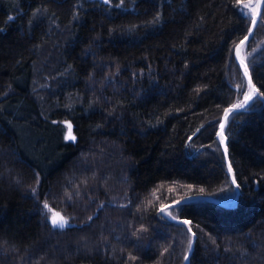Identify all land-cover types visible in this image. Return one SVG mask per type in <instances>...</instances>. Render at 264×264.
Returning a JSON list of instances; mask_svg holds the SVG:
<instances>
[{
	"label": "trees",
	"instance_id": "trees-1",
	"mask_svg": "<svg viewBox=\"0 0 264 264\" xmlns=\"http://www.w3.org/2000/svg\"><path fill=\"white\" fill-rule=\"evenodd\" d=\"M254 1L0 0V264H264Z\"/></svg>",
	"mask_w": 264,
	"mask_h": 264
},
{
	"label": "water",
	"instance_id": "water-1",
	"mask_svg": "<svg viewBox=\"0 0 264 264\" xmlns=\"http://www.w3.org/2000/svg\"><path fill=\"white\" fill-rule=\"evenodd\" d=\"M263 9H264V0H259V1H258V8H257L256 16H255V19H254L256 22L252 24V28H251V30H250L248 36H247V39H244V40H243V43H240V44L237 46V48H236V57H237V60H238V62L242 65L245 74H246V69H245L246 63H245V61H244V58L242 59V57H243V54H241V53H242V49H243L244 44H245V43H246V42L252 37V35L254 34L255 29H256V26H257V24H258V22H259V20H260V18H261V16H262ZM241 56H242V57H241ZM246 67H247V66H246ZM246 76H247L248 80H251L250 85H251V87H252V89H253V92H254V89L256 90L255 94L253 95V98H254V97L259 93V91H258L257 87L254 85L253 80H252V78H251V76H250V74H249V70H248V69H247V74H246ZM253 98H252L251 100L248 101V103H247L246 106H248V105L251 103V101L253 100ZM246 106H245V107H246ZM245 107H244V108H245ZM242 109H243V108H242ZM233 110H236V109H233ZM238 110H240V109H238ZM228 114H229V113H227V116H228ZM226 119H227V117H226V115H225L224 118H223V122H222V124H224V126H225ZM69 123H70L71 126H72V129H71V131H72V135H73V136H76L75 133H74V126H73V123H72L71 121L67 120V121H66V125L69 124ZM67 132H68V129H67ZM221 132H222V130H221ZM70 141H74V140H70ZM223 148H224V152H225V148L227 149V152H225V154H226V156H227L228 162L230 163V159H229V155H228V148H227V137H226V135H225V133H224V129H223ZM186 200H187V199H184V200H182V201H179V203L185 202ZM179 203H178V204H179ZM175 204H177V203H175ZM171 218L173 219V217H171ZM183 222H184V220H183ZM189 229L192 231L191 227H189ZM187 264H189V256H188V258H187Z\"/></svg>",
	"mask_w": 264,
	"mask_h": 264
},
{
	"label": "snow or ice",
	"instance_id": "snow-or-ice-1",
	"mask_svg": "<svg viewBox=\"0 0 264 264\" xmlns=\"http://www.w3.org/2000/svg\"><path fill=\"white\" fill-rule=\"evenodd\" d=\"M11 19H13V18L12 17H9V20H11ZM255 22L256 21L253 20V23H255ZM245 39H247V37H245ZM241 43H243V41H241ZM245 69H246V74H247V67L246 66H245ZM249 83H251V80H249ZM255 92H256V90L254 89V92L253 93H250V94H248V95L245 96V99H244V101L242 103L235 104V105L232 106V109L226 110V117H227V113L230 112V111H232L233 109L238 110V109L244 108L247 105L248 101L253 98V95L255 94ZM259 95L260 96H264V93H259ZM220 128L222 130V132L220 133V135H221V142H223V129H224V124H221L220 125ZM67 129H68V132H67V135H66L65 138L66 139H69V140H75L76 137L72 135V131H71L72 126H71L70 123L67 124ZM225 152H227V149L226 148H225ZM231 170H232V167H231V164H229V171H231ZM233 182L235 183V180H233ZM37 183H38V181H37ZM237 187H239L238 184H237ZM32 191L35 192V189H32ZM201 191H203V189H201ZM174 203H177L178 204L179 202H174ZM44 207L47 208L48 205L45 204ZM167 207H170V206H167L166 205L165 208H162L161 209V211H164ZM173 219H175V217H173ZM67 222H68L67 219L65 217H63L61 214H59V213L54 214L52 216V218H51V224H52L53 227L64 228L67 225ZM184 223L187 224V223H190V222L186 220V221H184ZM189 247H191V244H189Z\"/></svg>",
	"mask_w": 264,
	"mask_h": 264
},
{
	"label": "rangeland",
	"instance_id": "rangeland-1",
	"mask_svg": "<svg viewBox=\"0 0 264 264\" xmlns=\"http://www.w3.org/2000/svg\"><path fill=\"white\" fill-rule=\"evenodd\" d=\"M258 1H259V0H255V1L253 2V8H254V12H255V13L257 12ZM243 58H244V57H243ZM251 93H253V91H252Z\"/></svg>",
	"mask_w": 264,
	"mask_h": 264
},
{
	"label": "bare ground",
	"instance_id": "bare-ground-1",
	"mask_svg": "<svg viewBox=\"0 0 264 264\" xmlns=\"http://www.w3.org/2000/svg\"><path fill=\"white\" fill-rule=\"evenodd\" d=\"M242 54V53H241ZM242 57V56H241ZM242 59H243V57H242Z\"/></svg>",
	"mask_w": 264,
	"mask_h": 264
}]
</instances>
